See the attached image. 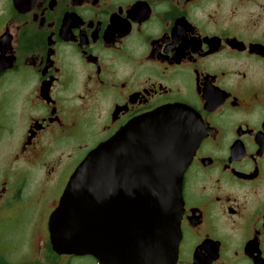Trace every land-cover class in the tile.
<instances>
[{"label":"flooded vegetation","instance_id":"af4514ba","mask_svg":"<svg viewBox=\"0 0 264 264\" xmlns=\"http://www.w3.org/2000/svg\"><path fill=\"white\" fill-rule=\"evenodd\" d=\"M200 136L175 264H264V0H0V264L56 253L76 166L165 105Z\"/></svg>","mask_w":264,"mask_h":264},{"label":"water","instance_id":"95a60500","mask_svg":"<svg viewBox=\"0 0 264 264\" xmlns=\"http://www.w3.org/2000/svg\"><path fill=\"white\" fill-rule=\"evenodd\" d=\"M191 118L165 105L91 149L49 216L52 250L98 264H175L182 176L200 139Z\"/></svg>","mask_w":264,"mask_h":264}]
</instances>
